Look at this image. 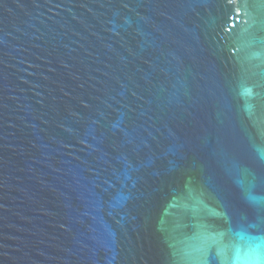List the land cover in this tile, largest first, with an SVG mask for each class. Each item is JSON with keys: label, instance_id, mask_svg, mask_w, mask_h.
Instances as JSON below:
<instances>
[{"label": "water", "instance_id": "obj_1", "mask_svg": "<svg viewBox=\"0 0 264 264\" xmlns=\"http://www.w3.org/2000/svg\"><path fill=\"white\" fill-rule=\"evenodd\" d=\"M0 264H264V0H0Z\"/></svg>", "mask_w": 264, "mask_h": 264}, {"label": "snow or ice", "instance_id": "obj_2", "mask_svg": "<svg viewBox=\"0 0 264 264\" xmlns=\"http://www.w3.org/2000/svg\"><path fill=\"white\" fill-rule=\"evenodd\" d=\"M242 238H243V237H242ZM257 247H259V246H257ZM236 259H240L239 255H237ZM257 259H259V257H257Z\"/></svg>", "mask_w": 264, "mask_h": 264}]
</instances>
